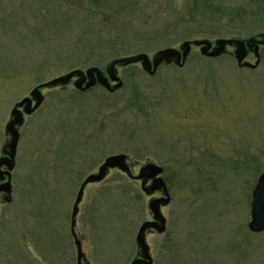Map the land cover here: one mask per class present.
<instances>
[{
	"label": "rangeland",
	"instance_id": "374dc122",
	"mask_svg": "<svg viewBox=\"0 0 264 264\" xmlns=\"http://www.w3.org/2000/svg\"><path fill=\"white\" fill-rule=\"evenodd\" d=\"M191 2L0 0V159L14 106L39 85L74 70L105 72L123 58L153 59L188 41L264 40V23L180 25ZM117 31L125 44L111 50ZM83 43L109 49L87 56ZM259 56L252 70L239 67L234 47L217 59L194 47L182 68L168 64L153 76L140 63L118 66L123 87L114 93L100 85L81 92L74 81L42 89L43 104L19 128L11 202L0 199V264H77L78 191L120 154L135 176L148 162L165 170L167 232L147 238L154 264H264V232L248 228L264 171V46ZM244 63L256 65L254 52ZM141 184L116 169L87 186L76 226L86 264L135 258L149 202L162 196L146 195Z\"/></svg>",
	"mask_w": 264,
	"mask_h": 264
},
{
	"label": "water",
	"instance_id": "95a60500",
	"mask_svg": "<svg viewBox=\"0 0 264 264\" xmlns=\"http://www.w3.org/2000/svg\"><path fill=\"white\" fill-rule=\"evenodd\" d=\"M264 46V40H217L215 42L204 41H188L184 42L178 49H166L156 54L153 59L147 55H140L132 58H123L111 62L105 72L98 68H89L85 72L81 70H74L69 74L56 78L52 81L37 86L32 90L29 97L24 98L18 102L12 112L11 120L7 125V133L10 136V142L7 147L6 156L0 159V181L7 178L6 183L0 184V194H5L4 202L10 203L12 196V172L16 166L17 148L20 139L19 128L24 124V117L34 114L43 104L44 96L42 89L55 88L59 86H66L76 79L75 87L82 91H88L97 85L106 88L110 93H114L123 87V82L118 76V66H128L140 63L146 73L150 76L156 74L162 65L174 63L177 67L182 68L191 54L193 47L200 48L201 55L209 59H217L222 57L229 47L236 48V58L240 68L255 69L260 63L259 49ZM250 52H254L257 57V63L254 66L244 63ZM115 86H111V83ZM120 170L127 175L131 180L141 181L142 190L146 195L152 196L157 191L163 192L161 199H152L149 202L148 208L154 218V223H144L136 237V244L142 250L143 256L141 259L134 261L132 264H152V259L149 254V246L146 242V233L152 225H161L158 229L159 234L166 231V219L162 215L160 205L166 206L171 202V196L167 184L163 178L164 168L157 166L154 163H146L140 170L138 176H135L132 167L129 163V158L125 154L108 157L104 163L99 167L98 172L89 175L81 184L78 191L71 216V232L77 248V264L85 263V254L83 252L82 242L78 239L76 233L77 216L79 213V206L83 200L85 190L90 184H99L103 182L110 171ZM6 176V178H4ZM148 179H152V185L146 186ZM250 214L251 220L248 225L252 233L264 232V171L259 176L256 185L251 193Z\"/></svg>",
	"mask_w": 264,
	"mask_h": 264
},
{
	"label": "trees",
	"instance_id": "16d2710c",
	"mask_svg": "<svg viewBox=\"0 0 264 264\" xmlns=\"http://www.w3.org/2000/svg\"><path fill=\"white\" fill-rule=\"evenodd\" d=\"M246 5L234 9H226L211 2L210 0H192L191 5L187 6L179 20L180 25L189 24L190 26L202 25H226L228 27H247L264 23V0H245ZM117 40H110L108 47L115 49L124 45L123 34L115 32ZM88 41V40H87ZM83 50L87 56L103 55L109 48L104 45L102 48L94 47L92 44L83 43ZM84 95V93H81Z\"/></svg>",
	"mask_w": 264,
	"mask_h": 264
},
{
	"label": "flooded vegetation",
	"instance_id": "af4514ba",
	"mask_svg": "<svg viewBox=\"0 0 264 264\" xmlns=\"http://www.w3.org/2000/svg\"><path fill=\"white\" fill-rule=\"evenodd\" d=\"M4 178H6V176L4 177ZM6 181H7V178L5 179V180H1L0 181V184H3V183H6ZM149 181V182H148ZM148 186H151L152 185V182H153V180L152 179H148ZM156 193H158V194H161L162 196L159 198V199H161L162 197H163V192L162 191H157V192H155L154 193V195L156 194ZM4 198H5V194H3V193H1L0 194V199L1 200H4ZM157 199V198H156ZM169 205H166V206H163V205H160V210H161V213H162V210L163 209H165L166 207H168ZM154 218H153V216L151 215V219L150 220H147L146 222H148V223H154ZM145 222V223H146ZM165 227H166V231H165V233L167 232V221H166V225H165ZM162 227H161V225H152V227H150L149 228V230L147 231V233H146V242H147V238L149 237V236H159V235H163V234H165V233H163V234H159L158 233V229H161ZM147 244H148V242H147ZM137 246V245H136ZM148 246H149V254H150V257H151V259H152V264H154V259H153V250H152V248H151V246L148 244ZM142 256H143V252H142V250L137 246V255L135 256V258H133V260L131 261V263L130 264H132L134 261H136V260H139V259H141L142 258Z\"/></svg>",
	"mask_w": 264,
	"mask_h": 264
}]
</instances>
